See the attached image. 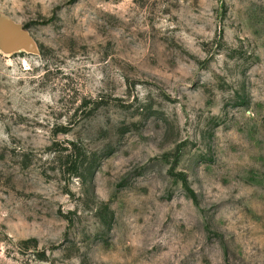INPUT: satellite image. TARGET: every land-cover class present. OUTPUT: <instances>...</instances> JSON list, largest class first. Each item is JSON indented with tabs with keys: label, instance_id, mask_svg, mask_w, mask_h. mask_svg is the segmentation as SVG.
Segmentation results:
<instances>
[{
	"label": "rangeland",
	"instance_id": "374dc122",
	"mask_svg": "<svg viewBox=\"0 0 264 264\" xmlns=\"http://www.w3.org/2000/svg\"><path fill=\"white\" fill-rule=\"evenodd\" d=\"M0 264H264V0H0Z\"/></svg>",
	"mask_w": 264,
	"mask_h": 264
},
{
	"label": "water",
	"instance_id": "95a60500",
	"mask_svg": "<svg viewBox=\"0 0 264 264\" xmlns=\"http://www.w3.org/2000/svg\"><path fill=\"white\" fill-rule=\"evenodd\" d=\"M0 49L4 52H37V44L29 30L6 15L0 17Z\"/></svg>",
	"mask_w": 264,
	"mask_h": 264
}]
</instances>
